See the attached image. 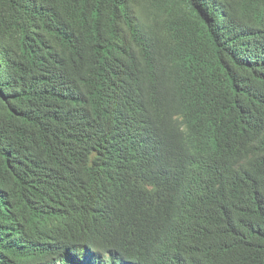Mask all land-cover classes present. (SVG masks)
I'll return each mask as SVG.
<instances>
[{
	"label": "trees",
	"instance_id": "trees-1",
	"mask_svg": "<svg viewBox=\"0 0 264 264\" xmlns=\"http://www.w3.org/2000/svg\"><path fill=\"white\" fill-rule=\"evenodd\" d=\"M0 264H264V0H0Z\"/></svg>",
	"mask_w": 264,
	"mask_h": 264
}]
</instances>
